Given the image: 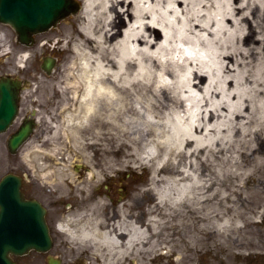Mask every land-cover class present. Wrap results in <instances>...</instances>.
Here are the masks:
<instances>
[{
    "label": "clouds",
    "instance_id": "9594fccd",
    "mask_svg": "<svg viewBox=\"0 0 264 264\" xmlns=\"http://www.w3.org/2000/svg\"><path fill=\"white\" fill-rule=\"evenodd\" d=\"M72 3L36 45L0 28V69L17 75L0 85L18 83L37 121L18 163L60 202L64 251L82 264H192L205 243L246 255L233 242L264 220V0ZM45 46L60 55L37 71Z\"/></svg>",
    "mask_w": 264,
    "mask_h": 264
},
{
    "label": "water",
    "instance_id": "95a60500",
    "mask_svg": "<svg viewBox=\"0 0 264 264\" xmlns=\"http://www.w3.org/2000/svg\"><path fill=\"white\" fill-rule=\"evenodd\" d=\"M72 0H0V22L10 24L20 40L29 43L34 34L45 32L66 19L68 10H74ZM45 61L43 69L46 71ZM51 63V62H50ZM10 124L9 118L0 122V130ZM26 124L10 140V148L16 150L31 132ZM21 178L7 174L0 181V264H16L12 256H22L32 250L46 253L52 245L45 209L37 201H28L21 192ZM49 264H60L50 258Z\"/></svg>",
    "mask_w": 264,
    "mask_h": 264
},
{
    "label": "flooded vegetation",
    "instance_id": "af4514ba",
    "mask_svg": "<svg viewBox=\"0 0 264 264\" xmlns=\"http://www.w3.org/2000/svg\"><path fill=\"white\" fill-rule=\"evenodd\" d=\"M0 28L11 32L16 37L17 43L21 44L18 41V37L16 35L15 30L10 25H6L0 22ZM38 38L39 36L35 37V45L42 40V38ZM39 58L40 56L37 57V60ZM0 80L15 81L17 80V75L15 73L9 74L7 71L0 69ZM5 84L7 85V87H5L4 85H0V122H4L7 118L10 117L11 123L5 128L4 131L0 132V154H5L8 156L14 155V157H18V152L20 151V148H18V150L14 152L11 151L9 147V141L14 136V134H17L26 124H31L32 126V131L29 135V137H31V135L37 131V121L32 117V115L26 108L25 96L22 94H18L20 85L18 83H11L8 81H6ZM2 100H5L6 103L1 104ZM20 175L23 178L22 192L25 195V198L27 200H35L40 202L46 210L45 216L53 242L51 247L52 255L55 258H59L61 260V264H82L79 258L73 260L66 255L62 256L60 254V252L64 251V246L60 242L57 233L52 227L53 215L56 211L60 210L58 208L54 209L53 204H58L60 202L50 201L49 199L45 198V195L42 190H40L34 183L28 182L24 170L21 171ZM262 253V255H258L257 253H247L242 259H238L235 264H256L254 260H257V258L260 257V260H264V252ZM44 256L45 262L46 264H48L49 254H44Z\"/></svg>",
    "mask_w": 264,
    "mask_h": 264
},
{
    "label": "rangeland",
    "instance_id": "374dc122",
    "mask_svg": "<svg viewBox=\"0 0 264 264\" xmlns=\"http://www.w3.org/2000/svg\"><path fill=\"white\" fill-rule=\"evenodd\" d=\"M68 19L59 24L56 28H53L49 32L39 36V39L53 37L57 33L58 29H62L66 25ZM59 55L60 53L57 49H48L47 46H45V51L36 61V70L43 71L41 59H45L46 57L55 58ZM18 160L19 157L0 154V179L9 172H16L18 174H21V171L24 170V168L23 165L18 163ZM258 224V226H254V224L249 226L250 235L253 237L252 239L247 240L246 243L234 241L233 245L235 247L248 249L247 253H257L258 255H262V251H264V220L259 221ZM60 254L62 256L66 255L69 257V254L65 251L60 252ZM244 256V253L234 252L231 247L228 249L218 246L215 248H210L208 244L205 243V246L202 249H196L192 251L190 259L192 261V264H235L238 259H242ZM259 258H257V260H254V262L256 264H264V260H260ZM71 259L75 260L77 258L73 257ZM16 261L18 264H46L45 256L37 252H30L26 256L18 257L16 258Z\"/></svg>",
    "mask_w": 264,
    "mask_h": 264
},
{
    "label": "bare ground",
    "instance_id": "6f19581e",
    "mask_svg": "<svg viewBox=\"0 0 264 264\" xmlns=\"http://www.w3.org/2000/svg\"><path fill=\"white\" fill-rule=\"evenodd\" d=\"M249 39H251V36L249 37ZM262 148H264V145H262ZM258 222H259V221L255 222V223H254V226H258V225H259ZM262 224H263V221H262ZM251 245H252V244H251ZM262 252H264V251H262ZM262 258H263V257H262Z\"/></svg>",
    "mask_w": 264,
    "mask_h": 264
}]
</instances>
